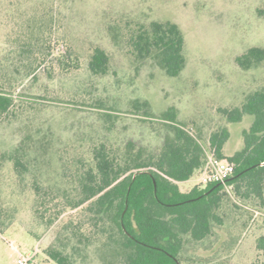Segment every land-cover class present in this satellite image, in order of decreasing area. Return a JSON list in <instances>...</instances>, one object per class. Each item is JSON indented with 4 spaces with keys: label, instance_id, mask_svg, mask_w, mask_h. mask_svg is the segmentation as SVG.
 Instances as JSON below:
<instances>
[{
    "label": "rangeland",
    "instance_id": "374dc122",
    "mask_svg": "<svg viewBox=\"0 0 264 264\" xmlns=\"http://www.w3.org/2000/svg\"><path fill=\"white\" fill-rule=\"evenodd\" d=\"M153 19L175 21L184 32L187 63L178 76L153 60L136 62L112 38L113 26ZM97 46L110 56L104 76L88 67ZM252 46H264V0H0V82L16 100L14 112L0 121V264H18L20 255L33 253L34 264H54L45 249L58 244L63 224L80 217L81 210L68 209L47 225L35 214V181L74 194L65 171L73 173L80 158L88 166L90 150L101 142L134 139L158 147L168 129L161 113L172 106L207 148L211 133L227 127L226 153L240 150L253 115L230 122L219 108L240 106L264 86V63L243 69L236 62ZM66 53L78 57L77 68L63 67ZM135 99L148 100L152 114L134 111ZM22 143L31 164L21 179L1 155ZM200 177L180 188L191 190ZM227 191L223 224L201 240L186 235L180 264H264L258 247L264 202ZM73 257L76 264H103L95 245Z\"/></svg>",
    "mask_w": 264,
    "mask_h": 264
},
{
    "label": "trees",
    "instance_id": "16d2710c",
    "mask_svg": "<svg viewBox=\"0 0 264 264\" xmlns=\"http://www.w3.org/2000/svg\"><path fill=\"white\" fill-rule=\"evenodd\" d=\"M111 34L136 62L153 60L168 76H178L186 66L185 35L175 21L127 20L113 26ZM61 61L66 69L79 64L78 57L68 54ZM236 62L243 69L260 66L264 46L248 48ZM88 67L94 75L108 74L107 51L95 47ZM15 104L13 94L0 82V121L9 118ZM132 108L152 114L148 100L135 99ZM219 111L230 122H240L247 114L254 117L243 130L244 146L232 154L225 149L229 128L213 131L207 148L199 135L178 122V110L172 106L161 113L168 129L158 147L134 139L122 145L101 142L90 150L88 166L80 158L73 173L65 171L64 177L73 180L74 194L56 193L35 181V214L50 227L66 210H81L76 222L71 219L62 225L58 244L48 246L46 255L54 264H76L73 255L95 245L103 264H180L186 235L201 240L213 232L214 224H223L221 212L228 188L241 200L264 202V86L247 93L240 106ZM27 147L28 143H22L1 155L13 162L21 179L30 171ZM209 152L234 163L233 175L225 183L197 184L183 191L179 182L202 172ZM2 214L0 207L1 230L5 224ZM258 247L264 250V236L258 239Z\"/></svg>",
    "mask_w": 264,
    "mask_h": 264
},
{
    "label": "built area",
    "instance_id": "2783aa9c",
    "mask_svg": "<svg viewBox=\"0 0 264 264\" xmlns=\"http://www.w3.org/2000/svg\"><path fill=\"white\" fill-rule=\"evenodd\" d=\"M235 165L228 159H220L213 152H209L208 161L201 172V183L226 182L233 175ZM35 253L28 256L20 255L18 264H34Z\"/></svg>",
    "mask_w": 264,
    "mask_h": 264
},
{
    "label": "water",
    "instance_id": "95a60500",
    "mask_svg": "<svg viewBox=\"0 0 264 264\" xmlns=\"http://www.w3.org/2000/svg\"><path fill=\"white\" fill-rule=\"evenodd\" d=\"M136 177V174L134 175V178Z\"/></svg>",
    "mask_w": 264,
    "mask_h": 264
},
{
    "label": "crops",
    "instance_id": "0c3cea01",
    "mask_svg": "<svg viewBox=\"0 0 264 264\" xmlns=\"http://www.w3.org/2000/svg\"><path fill=\"white\" fill-rule=\"evenodd\" d=\"M180 183V182H179Z\"/></svg>",
    "mask_w": 264,
    "mask_h": 264
}]
</instances>
